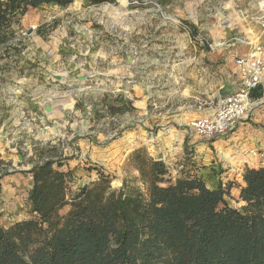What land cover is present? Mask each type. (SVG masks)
Masks as SVG:
<instances>
[{"label": "rangeland", "instance_id": "obj_1", "mask_svg": "<svg viewBox=\"0 0 264 264\" xmlns=\"http://www.w3.org/2000/svg\"><path fill=\"white\" fill-rule=\"evenodd\" d=\"M261 1L77 0L31 10L18 38L0 46L2 223L32 216V180L24 172L48 157L78 154V183L97 176L86 170L92 164L110 172L117 188L124 181L144 187L129 160L141 146L162 158L173 176L195 149H201L196 164L210 186L218 181L214 166L226 171L225 181L238 176L241 167H234L236 174L231 165L221 168L228 161L194 133L191 122L214 113L221 85L238 79L232 55L248 47L220 43L235 34H261ZM218 10L230 23L223 24ZM123 104L135 110L98 117L107 105ZM253 113L259 129L264 110ZM246 122L252 121H241L230 133ZM227 198L241 208L235 187Z\"/></svg>", "mask_w": 264, "mask_h": 264}, {"label": "trees", "instance_id": "obj_2", "mask_svg": "<svg viewBox=\"0 0 264 264\" xmlns=\"http://www.w3.org/2000/svg\"><path fill=\"white\" fill-rule=\"evenodd\" d=\"M76 1L0 0V46L18 38L31 10ZM130 110L107 105L98 117ZM187 153L189 164L173 176L145 146L134 149L129 160L143 188L127 181L114 187L111 173L92 164L86 170L97 176L78 183V154L48 157L24 172L32 180V216L9 226L2 223L0 175V264H264V166L246 165L210 186ZM234 187L241 208L227 198Z\"/></svg>", "mask_w": 264, "mask_h": 264}, {"label": "built area", "instance_id": "obj_3", "mask_svg": "<svg viewBox=\"0 0 264 264\" xmlns=\"http://www.w3.org/2000/svg\"><path fill=\"white\" fill-rule=\"evenodd\" d=\"M257 10L264 13V0L259 3ZM262 16L257 18L261 34L256 38L251 35L235 34L229 40L220 43L222 46H247L248 50L245 54L240 51L234 53V64L240 79L234 83L233 91L225 97H218L214 113L201 115L192 120L191 127L197 136L207 140L224 137L241 121L254 120L253 112L256 109L264 110V40H261L264 35V16ZM223 22L228 24L230 20L226 22L223 19ZM243 151L244 166H264V136L262 141Z\"/></svg>", "mask_w": 264, "mask_h": 264}, {"label": "crops", "instance_id": "obj_4", "mask_svg": "<svg viewBox=\"0 0 264 264\" xmlns=\"http://www.w3.org/2000/svg\"><path fill=\"white\" fill-rule=\"evenodd\" d=\"M229 36H231V35H229ZM232 56L234 58L235 55L233 54ZM234 72H238L236 66H235ZM238 76L240 77L239 73H238ZM239 77H238V79L231 81V82L234 84L235 82H237L239 80ZM222 87H223V85H221V88ZM251 121L252 122H250V123H248V122L242 123V125H240L238 127V129L235 130L233 133H230L229 135H226V136L221 137V138H217L214 142H212L211 145L218 151L219 156L222 157L220 160L223 161L225 159V161H228V163H229V164L226 162L222 163L221 168L226 169V167L228 168V166L229 167L232 166V169L230 168L229 171L233 170L235 172L236 170L234 167H241L239 169V171H240L244 167V154L240 152L239 148H241V149L245 148L242 150H246V149L254 146L255 144H257L263 140L264 122L262 123L261 128L259 127V129H257L256 127H254L253 124L257 123L261 120L259 119V120L254 121L252 119ZM223 148L226 149V151H223ZM200 150L195 149V153H193L194 154L193 158H194L195 162H197L201 159L200 154H198V153H200ZM233 159H234V161H233ZM215 164L216 163H214V165ZM226 164H227V166L225 167L224 165H226ZM197 165H199V164H197ZM205 165H207V164L204 163V166ZM213 169H214V171H216L213 178L219 179L220 177H224V174L226 171L224 173H222L220 171V167L217 168L215 166L213 167ZM202 172L204 173V171H202ZM235 174H236V172H235ZM230 179H232V177ZM236 191H237V195L239 196V191L237 189H236Z\"/></svg>", "mask_w": 264, "mask_h": 264}, {"label": "water", "instance_id": "obj_5", "mask_svg": "<svg viewBox=\"0 0 264 264\" xmlns=\"http://www.w3.org/2000/svg\"><path fill=\"white\" fill-rule=\"evenodd\" d=\"M217 13L222 19L227 18V15L222 10H218ZM32 32H33L32 29H30L28 31L29 34H31ZM233 89H234V84L232 82L225 81L223 87L220 88V90L218 91V96L219 97H225V96L229 95L233 91ZM46 110L50 111L51 106L48 105Z\"/></svg>", "mask_w": 264, "mask_h": 264}, {"label": "bare ground", "instance_id": "obj_6", "mask_svg": "<svg viewBox=\"0 0 264 264\" xmlns=\"http://www.w3.org/2000/svg\"><path fill=\"white\" fill-rule=\"evenodd\" d=\"M251 32H252V35L254 36V34H255V33H254V31H253V30H251ZM254 37H255V36H254Z\"/></svg>", "mask_w": 264, "mask_h": 264}]
</instances>
